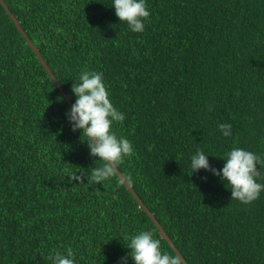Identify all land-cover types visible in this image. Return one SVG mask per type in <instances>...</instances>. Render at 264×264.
Returning <instances> with one entry per match:
<instances>
[{
	"label": "trees",
	"instance_id": "obj_1",
	"mask_svg": "<svg viewBox=\"0 0 264 264\" xmlns=\"http://www.w3.org/2000/svg\"><path fill=\"white\" fill-rule=\"evenodd\" d=\"M3 1L72 103L81 70L104 74L126 116L113 130L134 146L117 170L185 262L264 264V192L243 204L190 169L197 149L221 169L239 147L261 156L264 173V0H147L143 33L112 0ZM68 109L0 5V264H51L68 248L77 264H121L141 230L175 255L116 173L87 180L99 158Z\"/></svg>",
	"mask_w": 264,
	"mask_h": 264
},
{
	"label": "clouds",
	"instance_id": "obj_2",
	"mask_svg": "<svg viewBox=\"0 0 264 264\" xmlns=\"http://www.w3.org/2000/svg\"><path fill=\"white\" fill-rule=\"evenodd\" d=\"M115 15L128 29L134 33H143L146 22L149 21L150 11L147 0H112ZM62 32V29H57ZM72 93L76 100L66 112V118L73 132L80 131L86 137L89 153L94 158L95 167L90 170L87 180L101 184L112 178L126 157L134 154L132 142L118 136L113 125L122 123L126 116L114 106L110 91L102 72L83 69L78 79L72 85ZM224 137L232 135V125H218ZM202 150L197 149L190 157L191 175L205 170L230 185L231 200L250 204L264 192V183L258 180L264 176L261 171V156L255 152L235 147L227 152L222 159L221 169L210 166L208 157ZM99 162L100 166H97ZM257 165L260 170H257ZM72 181H82L76 174L69 176ZM126 179L131 181V176ZM130 252L121 257V264H127L130 258L133 264H180L175 255L162 250L161 240L154 237L152 231L141 230L128 238L127 247ZM48 259L51 264H77L75 253L71 248L65 252L54 251Z\"/></svg>",
	"mask_w": 264,
	"mask_h": 264
},
{
	"label": "water",
	"instance_id": "obj_3",
	"mask_svg": "<svg viewBox=\"0 0 264 264\" xmlns=\"http://www.w3.org/2000/svg\"><path fill=\"white\" fill-rule=\"evenodd\" d=\"M0 5L4 8L5 12L9 16L10 20L13 22V24L16 27V29L18 30V32L24 38L26 44L32 50V52L34 53V55L36 56V58L38 59V61L40 62V64L44 68V70L46 71V73L48 74L49 78L52 80V82L54 83V85L56 86V88L59 90V92L63 96L64 100L66 101L67 105L69 106V108H71V106H72L73 103L71 102V100L69 99V97L67 96V94L64 92L63 88L58 83L57 79L54 77L53 73L49 69V67H48L47 63L45 62V60L41 57L38 49L34 46V44L27 37V34L21 29L20 24H19L18 20L16 19V17L7 8V6L5 5V3H4L3 0H0ZM116 175L118 176V178L120 179V181L123 183V185L125 186V188L132 195V197L134 198V200L138 204L139 208L142 209L145 212V214L148 216V218L154 224V226L159 231V233L161 234V236L166 240V242L171 247L172 251L174 252V254L176 255V257L178 258V260L180 261V263L181 264H187L185 262V260L183 259V257L181 256V254L179 253V251L174 246V244L171 242L170 238L167 236L166 232L163 230V228L161 227V225L159 224V222L156 220V218L154 217V215L146 208V206L142 203V201L140 200V198L138 197V195L135 193V191L133 190V188L131 187V185L119 173L118 170L116 171Z\"/></svg>",
	"mask_w": 264,
	"mask_h": 264
}]
</instances>
